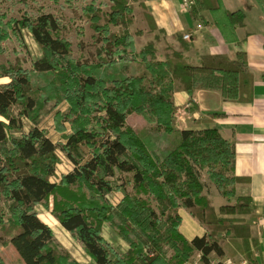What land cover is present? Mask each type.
I'll use <instances>...</instances> for the list:
<instances>
[{"label":"trees","instance_id":"obj_1","mask_svg":"<svg viewBox=\"0 0 264 264\" xmlns=\"http://www.w3.org/2000/svg\"><path fill=\"white\" fill-rule=\"evenodd\" d=\"M110 1L106 13L95 3L83 8L82 18L90 22L97 44L93 63L74 56L55 14L0 15V42L14 36L27 49L29 33L40 51L35 60L44 58L50 67L33 70L32 89L24 91L20 80L29 70L22 59L0 64V78L12 77L0 84L1 238H9L25 264H80L42 220L38 207H44L83 244L94 264H185L197 253L201 264H222L226 257L239 256L259 264V238L245 218L258 219L253 199L236 192L237 183L247 179L234 173L235 142L215 127L174 126L177 90L193 96L197 89H214L226 99L251 100L253 77L246 54L207 53L190 62L184 50L192 42L179 34L175 37L181 49L168 47L165 59L159 60V35L138 49L136 37L144 31H132L134 7L127 0ZM140 5L150 31L166 36L145 3ZM205 8L218 10L222 2L195 0L190 11L198 18ZM227 16L233 25L244 24L239 11ZM65 99L70 107L57 120L61 128L60 120H70L72 132L57 144L38 122L49 104ZM131 114L154 126H133ZM23 116L33 121L29 129H24ZM58 148L74 167L53 181ZM203 173L221 194L236 201L217 208ZM116 190L123 193L117 205L111 201ZM180 207L198 219L205 234L188 240L181 233ZM0 264H5L1 258Z\"/></svg>","mask_w":264,"mask_h":264},{"label":"crops","instance_id":"obj_2","mask_svg":"<svg viewBox=\"0 0 264 264\" xmlns=\"http://www.w3.org/2000/svg\"><path fill=\"white\" fill-rule=\"evenodd\" d=\"M188 1H137L136 3L139 5L140 2L145 3L153 16L155 25L166 33V36H164V33H159L157 30L151 32L150 28L146 27V29L143 28L145 31L142 35L155 37L158 34L160 39L157 42L158 49L160 43L166 42L164 56H159V60L165 59V51L168 47L180 50L181 41L175 36L187 32L195 35V39L190 41L192 46L184 50V55L190 62L197 61L200 55L207 53H224L231 57H236L239 52L246 54L248 67L253 77L252 99L233 101L224 98L221 91L214 89H197L193 96L186 90H177L173 94V102L177 108L174 116V126L177 130H202L215 127L219 129L225 139L235 142L234 173L247 179V181L237 183L236 191L238 195H249L253 199L258 219L252 224V231L259 238L262 254L258 257V260L263 262L264 0H221L222 8L218 10L205 8L199 12L198 18H195L191 13V8L187 6ZM235 11H239L244 15V24L241 26L233 25L228 20L227 12ZM141 18L148 24L143 10L141 11ZM154 37L148 41L154 39ZM138 38L137 36L136 47L139 46ZM142 47L140 46V48ZM137 117V115L131 114L128 122L137 128L140 126L146 127L147 122L141 117L140 119ZM67 161L70 164L69 170L71 171L73 163L70 160ZM179 215L182 218L180 231L188 240L205 234V227L187 209L180 207ZM68 234L72 235L70 231H68ZM71 239L72 242L70 238L68 239L69 242L66 240L67 245L64 241H58L62 245L64 244L63 246L80 264H94L83 244L74 236ZM74 242L78 243L79 250L71 249ZM199 255L197 253V260H191L185 264H201ZM0 258L5 264H25L24 261L19 259V253L9 238L6 240L1 238V231ZM212 258L213 261L218 260L216 255H213Z\"/></svg>","mask_w":264,"mask_h":264},{"label":"rangeland","instance_id":"obj_3","mask_svg":"<svg viewBox=\"0 0 264 264\" xmlns=\"http://www.w3.org/2000/svg\"><path fill=\"white\" fill-rule=\"evenodd\" d=\"M127 1L134 7V15L136 20L132 25V31H136L137 29L143 30V28L146 29V27L150 28V26L144 22V19L141 18V11L143 10L142 6L137 4L136 3L137 1L135 0H127ZM192 1L193 4L195 0ZM90 3H95L98 7H100V10H102L105 13L110 11L112 5L110 0H29L27 4H25L21 0H0V15L6 14L9 18L12 17L21 18L24 16V14H29L32 16H36L42 12H49L55 14L60 19L64 27L65 36L72 43L74 56L77 59H80L81 61L93 63L96 60V47H97L96 41L93 38L94 30L92 29L90 22L86 18H82L83 8ZM192 4L190 5V8ZM115 29H117V27ZM143 35H138L139 37L138 38L139 46L137 47L138 49H140V46L142 47L144 43H145L144 45H146L148 40L154 37L151 35L148 36L147 35L143 36ZM193 35L194 34H192V38L189 41L193 39ZM25 38L28 44L27 49L24 48L20 44L19 40H17V38H15L14 36L10 37V39H8L7 41L0 42V46L4 49L2 52H0V64L6 65L8 62H16L17 58H21L23 67L29 70L28 71L29 73H27V75L24 76L20 81L24 85L22 87L24 91H30L32 89L31 80L36 79L35 77L32 76V71L35 70V72L36 71L46 72L47 70H50V67L47 65L46 60L44 58L35 60L34 57L40 54L39 48L29 33L26 34ZM159 40L160 39H158V41ZM165 44L166 42H162L160 43V48L159 49L157 48V53H156L157 58L159 56L160 57L164 56ZM180 48H181V44H180ZM35 74L37 73H33V75ZM10 81H12V77L10 76L0 78V84L7 83ZM69 107H70V102L66 99L60 101L58 104L55 105L49 104L47 106V111L40 116V120L38 122L40 128L44 130L46 135L53 138V140L57 144H62L63 142H65L66 140L65 136L70 132H72V122L70 120H64V119H62V121L60 120V124L64 128L60 127L59 121L57 120L58 115L65 113L69 109ZM98 114L101 115L102 113H98ZM137 116H138L137 118L140 119L141 117L142 119H144V121L147 122L146 125L148 128L154 126L153 125L154 122H148L147 119L145 120V118L141 115H137ZM0 119H4V117L0 116ZM21 119H23L22 121L24 122L23 124L24 129H29V126L32 125L33 121L27 116H23ZM139 128H142V126H140ZM56 152L60 160L56 167V174H55L56 176L52 177L53 181H59L60 179L58 177V173L63 174L65 171H68L70 165L67 161L69 160V158L66 155H65L66 157L64 156L61 149L58 148ZM203 179L207 184L206 190L210 192L213 204L216 205L217 208H220L222 205L225 204H232L234 201H236L235 197L228 198L223 194H221L219 189H217L216 185L209 179L206 173H203ZM128 189L132 190V186H129ZM119 191L120 190H116L113 195L111 194V198L115 202L118 200V202H116L117 204L120 202V200L123 197V193ZM52 208H53V197L51 196L49 209ZM38 210L42 220L48 223L53 228L55 232V236L57 237L56 238L57 241L58 240L60 242L64 241V243L67 245L68 244L67 241L70 238L72 242L71 237L73 238V236L71 234H68V230L66 231L64 229L62 224L51 212V210L49 211L44 207H38ZM245 218L251 224V233L253 234L252 224L255 222V220H252L249 216H246ZM105 235L106 236L108 235L107 229L105 230ZM253 236L255 235L253 234ZM123 247L124 248L127 247V244L123 243ZM73 248L79 250L78 243L74 242L71 249ZM171 254L172 251L168 250V255ZM238 259L243 260L245 258L239 256L237 257V260ZM193 260H197V254L192 258V261ZM260 263L261 262H259V264Z\"/></svg>","mask_w":264,"mask_h":264},{"label":"built area","instance_id":"obj_4","mask_svg":"<svg viewBox=\"0 0 264 264\" xmlns=\"http://www.w3.org/2000/svg\"><path fill=\"white\" fill-rule=\"evenodd\" d=\"M192 0H189L188 2H187V6L188 7H190V5L192 4ZM183 38L184 39H186V40H190L191 38H192V33L191 32H188V33H185L184 35H183ZM69 130H71V129H69ZM50 137V136H49ZM51 138V137H50ZM53 139V138H52ZM54 141V140H53ZM55 142V141H54ZM56 143V142H55ZM62 151V150H61ZM63 152V151H62ZM63 154H64V152H63ZM64 156H65V154H64ZM66 157V156H65ZM73 165V167H74V164H72ZM68 171H70L69 170V168H68ZM68 171H66V172H68ZM60 175L61 174H59L58 173V177L60 178ZM54 176H56V175H54ZM58 180V179H57ZM116 200V199H115ZM111 201H112V203L113 204H117L116 202H118V200L115 202L112 198H111ZM151 254H153V253H151ZM200 257H201V254L199 255ZM221 263L222 264H251L249 261H247V260H245V259H243V260H240V259H233V258H230V257H226V258H224V259H222L221 260ZM260 264H264V261L263 262H261Z\"/></svg>","mask_w":264,"mask_h":264}]
</instances>
